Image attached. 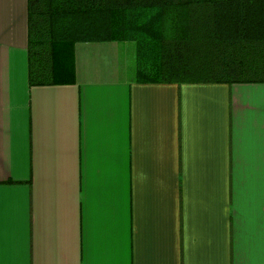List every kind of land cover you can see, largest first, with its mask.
<instances>
[{
    "label": "crops",
    "instance_id": "1",
    "mask_svg": "<svg viewBox=\"0 0 264 264\" xmlns=\"http://www.w3.org/2000/svg\"><path fill=\"white\" fill-rule=\"evenodd\" d=\"M26 30L0 0V264H264V82H137L105 40L30 85Z\"/></svg>",
    "mask_w": 264,
    "mask_h": 264
},
{
    "label": "trees",
    "instance_id": "2",
    "mask_svg": "<svg viewBox=\"0 0 264 264\" xmlns=\"http://www.w3.org/2000/svg\"><path fill=\"white\" fill-rule=\"evenodd\" d=\"M30 85L74 79L77 41L133 43L142 83L264 82V0H26Z\"/></svg>",
    "mask_w": 264,
    "mask_h": 264
},
{
    "label": "rangeland",
    "instance_id": "3",
    "mask_svg": "<svg viewBox=\"0 0 264 264\" xmlns=\"http://www.w3.org/2000/svg\"><path fill=\"white\" fill-rule=\"evenodd\" d=\"M132 77V75H130V78Z\"/></svg>",
    "mask_w": 264,
    "mask_h": 264
}]
</instances>
